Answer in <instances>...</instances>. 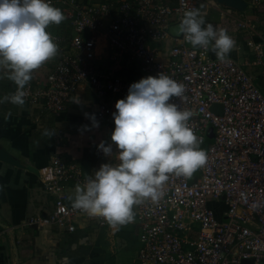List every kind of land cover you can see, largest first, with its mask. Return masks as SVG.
<instances>
[{
    "label": "built area",
    "instance_id": "built-area-1",
    "mask_svg": "<svg viewBox=\"0 0 264 264\" xmlns=\"http://www.w3.org/2000/svg\"><path fill=\"white\" fill-rule=\"evenodd\" d=\"M199 1L51 0L66 15L69 34L47 29L58 54L45 85H26L25 104L37 117H60L83 85L96 99L91 115L112 125L113 99L125 98L132 83L160 72L183 83L187 99H172L192 112L189 125L202 139L207 162L191 178L170 175L159 201L133 206L139 221L136 264H264V46L253 31H244L245 20H236L235 31L251 39L245 58L220 62L210 49H194L171 28L186 11L198 10ZM252 3L264 18V0ZM254 15L249 11L246 19ZM103 42L109 54L104 69L97 63ZM254 65L262 66L263 78L251 73ZM213 105L222 106V113ZM63 138L76 145L63 133L56 143ZM38 176L53 198L52 209L29 217L25 227L62 236L90 220L102 228L109 224L69 203L68 188L84 187L89 178L76 159L58 154Z\"/></svg>",
    "mask_w": 264,
    "mask_h": 264
},
{
    "label": "clouds",
    "instance_id": "clouds-1",
    "mask_svg": "<svg viewBox=\"0 0 264 264\" xmlns=\"http://www.w3.org/2000/svg\"><path fill=\"white\" fill-rule=\"evenodd\" d=\"M65 19L51 0H0V79L16 86L14 92L0 95V105L25 104L24 89L33 72L58 54L59 45L47 29ZM178 29L194 49H210L220 62H228L236 46L225 29L205 25L195 9L184 13ZM184 93L183 83L162 72L130 85L126 97L115 103L111 143L98 145L107 157L115 146L119 163L102 164L84 187L75 188L74 209L112 226L128 224L134 219V205L161 199L170 175L191 178L206 164L202 139L189 125L192 112L172 99L186 100ZM10 115L6 113L5 118ZM88 118L92 127L99 126L94 115Z\"/></svg>",
    "mask_w": 264,
    "mask_h": 264
},
{
    "label": "crops",
    "instance_id": "crops-1",
    "mask_svg": "<svg viewBox=\"0 0 264 264\" xmlns=\"http://www.w3.org/2000/svg\"><path fill=\"white\" fill-rule=\"evenodd\" d=\"M79 1L88 3L92 0ZM241 1L245 3L243 9L225 2L219 3L218 0H200L198 6V12L205 19V25L210 23L214 28H223L234 38L236 46L229 56L235 58H245L251 47L246 46V43L251 41L246 38L249 36L240 30L235 31L233 22L236 20H245L247 25L244 31H253L257 35L254 41H260L264 46V18L255 14V17L249 16L246 19V13L251 11L254 5L252 0ZM227 10L232 13L226 14ZM50 27L54 32L69 34L67 18L61 24H52ZM171 29L173 34H181L178 24ZM172 43L167 42L166 46L170 47ZM102 45L98 58L107 64L108 47L105 42ZM211 55L216 57L212 51ZM55 59L56 56L35 70L30 84L45 85L46 74L53 70ZM251 73L260 79L263 78L262 66L254 65ZM15 87L11 81L0 79V95L14 92ZM78 93L75 102L70 104L68 111L60 117H37V110L30 111L32 109L27 104L0 105V264L137 263L139 226L134 209V219L128 224H108L102 228L96 221L90 220L88 223H82V228L76 232L62 236L24 226L29 217L47 213L52 209L53 198L44 191L38 170L48 164L54 156L64 155L70 162L76 159L87 178L102 164L119 163L115 146L110 157L98 150L102 141L106 145L111 143L110 137L115 125L99 124L98 127H92L88 116L89 110L95 109V96L83 85L79 87ZM119 99V96L114 97V107ZM9 112L11 115L5 118ZM84 126H88V130H85ZM46 131L53 135H46ZM61 133L76 141V145H55L56 137ZM77 186L79 185L68 188L70 204ZM7 226L12 227V230L2 234Z\"/></svg>",
    "mask_w": 264,
    "mask_h": 264
},
{
    "label": "water",
    "instance_id": "water-1",
    "mask_svg": "<svg viewBox=\"0 0 264 264\" xmlns=\"http://www.w3.org/2000/svg\"><path fill=\"white\" fill-rule=\"evenodd\" d=\"M218 1H219V3L225 2V3L229 4L230 6L232 5L233 7L238 8V9H243L245 6V3L242 2L241 0H218ZM179 37H181V34L179 35ZM211 110L221 114L222 113V106L213 105ZM246 264H249V263H246Z\"/></svg>",
    "mask_w": 264,
    "mask_h": 264
},
{
    "label": "rangeland",
    "instance_id": "rangeland-1",
    "mask_svg": "<svg viewBox=\"0 0 264 264\" xmlns=\"http://www.w3.org/2000/svg\"><path fill=\"white\" fill-rule=\"evenodd\" d=\"M97 1H99V0H92V2H97ZM251 12H252V14H253V13L256 14L255 9H252ZM48 30H49L50 32H53V31H52V28H50V26L48 27ZM108 59H109V58H108ZM97 63H98V65H100L101 67H103L102 69H104V68L107 66V64H108V63L106 64V62L103 63L102 59H100V58H98V57H97ZM89 111H90L89 116H91V114H92L91 111H93V110L91 109V110H89ZM90 122H91V120H90ZM91 124H92V122H91ZM63 139H64V138H63ZM64 143H67V138H65L60 144H59V143L57 144V143L55 142V145H58V146H60V147H61V146L64 147V146H65ZM137 221H138V219H137ZM138 222H139V221H138Z\"/></svg>",
    "mask_w": 264,
    "mask_h": 264
}]
</instances>
